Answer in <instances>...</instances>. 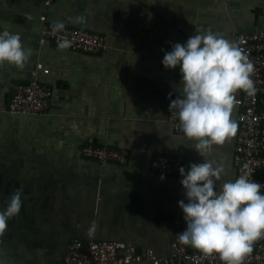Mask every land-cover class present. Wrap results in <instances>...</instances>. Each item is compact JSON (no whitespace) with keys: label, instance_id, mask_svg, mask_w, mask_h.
Masks as SVG:
<instances>
[{"label":"crops","instance_id":"1","mask_svg":"<svg viewBox=\"0 0 264 264\" xmlns=\"http://www.w3.org/2000/svg\"><path fill=\"white\" fill-rule=\"evenodd\" d=\"M46 12L104 36L98 54L40 44ZM77 17H83L77 22ZM19 33L31 55L23 68L0 64V209L22 189L18 216L0 236V264H56L74 240H120L168 255L176 227L186 228L175 176L154 171L157 153L180 159L185 171L203 162L168 121L169 98L182 95L179 66L165 69L164 52L196 30L235 43L236 33L264 31V0H0V29ZM38 62L52 89L50 107L38 114L8 110L15 84H25ZM234 94V134L214 145L212 158L225 167L218 183L237 177L234 152L239 107ZM125 152L124 163L82 155L84 145ZM163 175V179L161 176ZM132 264H151L142 261Z\"/></svg>","mask_w":264,"mask_h":264},{"label":"clouds","instance_id":"2","mask_svg":"<svg viewBox=\"0 0 264 264\" xmlns=\"http://www.w3.org/2000/svg\"><path fill=\"white\" fill-rule=\"evenodd\" d=\"M64 27L63 22H56L52 30ZM69 46L68 40L58 44L61 49ZM30 55L19 33L0 29V64L23 68ZM161 64L165 69L179 66L182 95L169 108L176 111L180 131L203 158V162L190 163L187 171L179 168L184 199L177 203L186 222L178 233L179 241L205 255H218L223 264H243L254 242L264 238V191L246 171L218 183L225 167L212 158V152L214 145L224 144L236 130L231 118L234 94L254 91L253 65L235 43L210 30H196L184 43H173ZM22 191L15 190L0 209V236L8 220L20 213ZM95 231L92 222L87 234L93 236Z\"/></svg>","mask_w":264,"mask_h":264},{"label":"built area","instance_id":"3","mask_svg":"<svg viewBox=\"0 0 264 264\" xmlns=\"http://www.w3.org/2000/svg\"><path fill=\"white\" fill-rule=\"evenodd\" d=\"M55 0H42L46 9ZM40 19L42 27L40 44L52 42L58 45L63 40L70 41L71 50L98 54L110 49L104 36L84 28L66 26L63 30L53 31L54 23L48 20L44 12ZM235 45L253 65L251 79L254 91L246 93L240 90L235 103L240 111L237 117L239 129L234 152V164L237 176L243 172L249 173V178L261 183L264 191V31L253 33H236ZM50 69L38 62L31 71V78L25 84H15L13 95L8 104V110L18 114H38L49 110L52 89L41 81L40 75L48 74ZM177 96L169 98V105ZM168 121L176 132H180L176 111L168 108ZM82 155L94 158L101 163H124L126 154L123 150L107 145L88 143L82 148ZM183 166L180 159L155 154L151 159V167L162 174L175 176L179 188L183 190L179 168ZM183 227H176L171 243L170 253L160 255L153 248H138L135 244L120 240L97 239L90 236L85 240H74L68 246L64 257L56 264H132L149 261L151 264H223L216 254L205 255L190 245L179 241L178 233ZM243 264H264V238L252 245V251L247 254Z\"/></svg>","mask_w":264,"mask_h":264}]
</instances>
